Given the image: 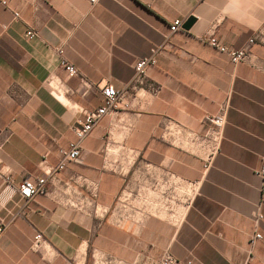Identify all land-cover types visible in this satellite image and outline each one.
<instances>
[{
  "label": "crops",
  "instance_id": "obj_1",
  "mask_svg": "<svg viewBox=\"0 0 264 264\" xmlns=\"http://www.w3.org/2000/svg\"><path fill=\"white\" fill-rule=\"evenodd\" d=\"M190 18L188 29L170 33L172 22ZM28 30L34 38H26ZM259 32L264 0H0V264H91L93 253L122 264H158L165 253L175 264H245L256 232L262 239L250 264H264ZM211 33L230 50L247 48L249 60L232 64L210 46ZM153 50L156 65L142 88L100 119L77 161L47 177L46 195L22 200L18 184L58 166L75 141L74 122L102 106L100 89L123 90L134 64ZM61 60L78 74L69 76ZM226 100L220 153L209 166L199 152L161 140L164 119L203 133ZM168 174L196 190L177 204L178 218L161 212L138 224L113 223L124 189L161 198ZM91 184L95 214L65 205L69 192L88 196Z\"/></svg>",
  "mask_w": 264,
  "mask_h": 264
},
{
  "label": "built area",
  "instance_id": "obj_2",
  "mask_svg": "<svg viewBox=\"0 0 264 264\" xmlns=\"http://www.w3.org/2000/svg\"><path fill=\"white\" fill-rule=\"evenodd\" d=\"M99 0H89L90 4H95ZM14 17L18 14L14 13ZM183 25V21L175 20L170 25V33L176 32ZM36 33L33 30H28L25 34L27 39L34 38ZM259 42L264 44V34H258ZM256 38V36L254 37ZM206 40L210 46L220 53L226 55L232 64H237L242 61L249 60V50L241 48L239 50H230L220 44V42L213 36V33L207 34ZM254 39L248 41V45L253 44ZM156 52L153 50L147 58L138 60L133 67V76L130 82L121 91L116 90L111 85H105L100 89L102 96V106L94 111L84 112L82 117L77 119L72 131L75 136V141L70 142L66 150L61 151V160L58 166L51 172H44L46 176L37 179L24 178L17 186V193L22 200L29 202L36 196L46 195L48 193V178H54V174L59 173L65 169L66 164L77 161L81 155V142L87 137L93 128L98 124L100 119L109 114L117 104L125 97L128 91H137L145 84L146 70L149 67L156 65ZM61 54V52H59ZM61 66L69 76H76L78 74L76 68L64 60H61ZM153 95H156L159 88L153 84L149 86ZM228 101L226 100L219 108L218 113L212 116L210 127L203 133H198L193 130L185 128L181 124L171 120L164 119L160 126V138L164 142L173 147L193 149L200 153L206 166L212 163L213 159L220 153L221 143L223 139V130L226 124V115L228 111ZM257 175L262 178L264 185V150L261 155V168ZM85 184V180H81ZM163 196L153 197L145 192L142 188L137 191L124 189L116 198L114 206L111 209L110 216L114 218L116 226H122L124 223L138 224L141 220L148 216H154L157 213L168 212L172 219L179 217V208L177 204L184 205L189 202L190 196L195 193V187L184 183L173 174H168L165 182ZM96 184L89 185L88 196H81L74 192H69L71 196L65 199V205L75 210L89 209L92 213H96L98 208L95 203ZM176 205V206H175ZM262 220L261 215H256V227ZM4 231V224L0 221V234ZM41 235L35 236V242L32 244L33 250L40 247ZM262 239V235L256 232L250 237V253L245 261V264L252 262L251 248ZM91 264H122L109 256L93 253ZM158 264H175V260L169 253H165ZM189 264V263H188Z\"/></svg>",
  "mask_w": 264,
  "mask_h": 264
},
{
  "label": "water",
  "instance_id": "obj_3",
  "mask_svg": "<svg viewBox=\"0 0 264 264\" xmlns=\"http://www.w3.org/2000/svg\"><path fill=\"white\" fill-rule=\"evenodd\" d=\"M193 22H194L193 18L186 20V22H184L183 24V28L188 29Z\"/></svg>",
  "mask_w": 264,
  "mask_h": 264
}]
</instances>
